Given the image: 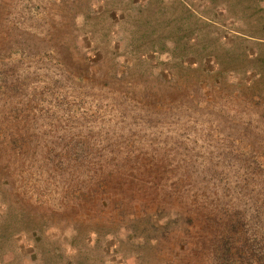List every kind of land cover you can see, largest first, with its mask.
Returning <instances> with one entry per match:
<instances>
[{
  "label": "rangeland",
  "instance_id": "obj_1",
  "mask_svg": "<svg viewBox=\"0 0 264 264\" xmlns=\"http://www.w3.org/2000/svg\"><path fill=\"white\" fill-rule=\"evenodd\" d=\"M193 209L264 245V0H0V264H220Z\"/></svg>",
  "mask_w": 264,
  "mask_h": 264
},
{
  "label": "trees",
  "instance_id": "obj_2",
  "mask_svg": "<svg viewBox=\"0 0 264 264\" xmlns=\"http://www.w3.org/2000/svg\"><path fill=\"white\" fill-rule=\"evenodd\" d=\"M225 210H221L223 214ZM200 218L204 231L209 229L212 232L213 243L215 247H209L208 255L215 253L220 259V264H260L264 259V245H258L254 241L253 229H251L252 211L244 209L242 215L236 217H226L222 219L220 227L213 228V221L219 219L215 212H207L193 209L187 214ZM250 223V224H249ZM212 225V228H210ZM262 264V262H261Z\"/></svg>",
  "mask_w": 264,
  "mask_h": 264
}]
</instances>
